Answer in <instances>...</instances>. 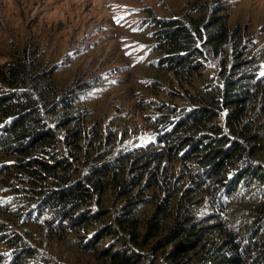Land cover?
I'll return each instance as SVG.
<instances>
[{"label": "trees", "instance_id": "1", "mask_svg": "<svg viewBox=\"0 0 264 264\" xmlns=\"http://www.w3.org/2000/svg\"><path fill=\"white\" fill-rule=\"evenodd\" d=\"M192 20H152L160 52L166 55L161 60L166 62L167 72L178 77L195 76L203 68L205 53L216 59L233 43L225 19H212L210 27L208 22L193 20L192 24ZM234 47L237 66L243 67L223 78V91L217 84H208L216 92L207 107L183 114L168 109L169 116L158 125L157 150L135 161L125 150L119 155L113 152L105 160L100 158L101 150L86 155L82 166L90 172L83 179L78 177L83 168L78 169L73 158L86 154V142L81 141L84 134L89 135L86 111L78 95L57 94V70L48 71L36 54L23 50L0 68V180L6 189L14 183L37 185L33 188L36 196L26 195L31 200L16 210L1 203L0 212L14 222L37 221L62 234L102 224L82 247L96 248L95 243L118 239L115 246L101 251L109 264H140L153 258L164 264H189L187 260L191 264H264V136L258 134L264 125V78L244 67L245 52L238 44ZM222 62L225 66L228 59L223 56ZM224 110L228 112L229 134L213 123ZM172 112L174 118H170ZM255 116L258 118L253 120ZM261 120L263 124L252 128ZM114 155L111 160L109 156ZM169 163L189 165V171L182 169L188 174L186 186L183 182L173 184ZM111 177L116 193L125 197L136 189L141 197L153 189L156 177L163 178L175 194L169 199L168 193L144 224L146 238L159 240L154 247L148 248V240L143 246L142 226L132 219L144 199L132 202V211L105 212L103 197L110 192ZM23 190L25 187L19 189ZM179 192L190 198L176 200ZM2 234L0 245H13L6 231ZM13 237L22 248L0 264H27L36 251L18 234ZM122 240L127 242L124 247ZM118 245L121 247L116 250Z\"/></svg>", "mask_w": 264, "mask_h": 264}, {"label": "rangeland", "instance_id": "2", "mask_svg": "<svg viewBox=\"0 0 264 264\" xmlns=\"http://www.w3.org/2000/svg\"><path fill=\"white\" fill-rule=\"evenodd\" d=\"M185 17L199 24L208 22L207 27L211 26L212 19H225L232 29L233 43L227 44L226 52L216 59L205 53L204 59L201 58L203 68L195 76L178 77L167 72L166 62L161 60L166 55L160 52V42L151 26L153 19ZM235 44L245 52L244 67L250 72L264 73V0H0V68L13 62L25 50L31 56L36 54L48 71L57 70L54 74L57 94L69 95L84 90L80 103L86 111L89 135L84 134L81 139L86 142L83 144L86 154L73 158L78 169L83 168L85 156L97 150H101V160L113 152L119 155L120 150H125L133 161L150 150H157L158 125L169 116L168 109L183 114L193 108L207 107L206 102L211 101L216 92L208 84H217L223 91V78L243 67L237 66ZM223 56L228 59L225 66ZM175 114L172 112L170 118ZM227 116L224 110L222 117L215 118L213 123L226 131ZM261 124L263 120L252 128ZM258 134L264 136V125ZM115 155L109 156L110 159L115 160ZM167 166V171L174 174L170 176L173 184L183 182L186 186L188 174L182 169L189 171V165L169 163ZM87 171L83 168L78 177L85 178L90 172ZM112 177L117 179V175ZM112 177L109 179L110 192L103 197V208L112 213L132 211V202L144 199L140 204L142 208L135 209L132 219L142 226L141 239L145 246L148 239L144 224L153 217L168 193L171 194L169 199L175 194L170 192L163 178L156 177L153 189L141 197L137 189L125 197L121 192L116 193ZM181 178L184 179L180 181ZM5 186L0 180V204L6 202L15 210L36 196L33 188L37 185L14 183L7 189ZM24 187L26 190L19 191ZM182 198L190 196L179 192L175 199ZM0 213V244L4 239L2 231L11 237L8 242L13 243L0 245V263L12 259L14 252L22 248L13 237L15 233L36 251V256L29 258L27 264H109L101 251L115 246L118 240L105 239L95 243L96 248L85 249L82 244L90 242L102 224L88 231L62 234L40 226L37 221L31 224L14 222ZM104 228L102 226L101 232ZM127 240L131 245L130 238ZM148 241L150 248L159 240ZM122 242L124 247L127 242ZM147 261L140 264H153L155 258ZM164 263L161 259L154 264Z\"/></svg>", "mask_w": 264, "mask_h": 264}, {"label": "clouds", "instance_id": "3", "mask_svg": "<svg viewBox=\"0 0 264 264\" xmlns=\"http://www.w3.org/2000/svg\"><path fill=\"white\" fill-rule=\"evenodd\" d=\"M256 74H257V76H258V78L259 79H263L264 78V73H258V72H256ZM82 93H84V90H82V91H78L77 93H71V94H76V95H78V99L81 101V99H82ZM71 94H69V95H67V97H70L71 96ZM66 95V94H65ZM0 129H1V127H0ZM227 134H229V131H228V127H227V130L225 131ZM86 172V171H85ZM95 208H97V206H94ZM38 216V215H37ZM36 216V217H37ZM10 260V259H9ZM6 261V260H5ZM14 262V261H13ZM12 262V263H13ZM11 263V264H12Z\"/></svg>", "mask_w": 264, "mask_h": 264}]
</instances>
